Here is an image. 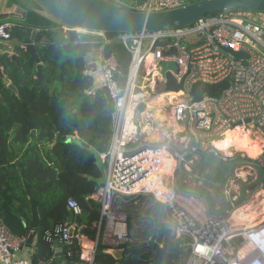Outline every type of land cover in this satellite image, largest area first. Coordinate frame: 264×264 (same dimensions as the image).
Returning <instances> with one entry per match:
<instances>
[{"label": "built area", "instance_id": "1", "mask_svg": "<svg viewBox=\"0 0 264 264\" xmlns=\"http://www.w3.org/2000/svg\"><path fill=\"white\" fill-rule=\"evenodd\" d=\"M183 4L180 0H146L137 11H167ZM263 19L264 14L223 13L184 29L114 37L72 30L79 38L91 36L96 63L88 66L85 73L93 78L94 85L99 75V86H93V90L103 88L112 104L108 147L99 154L106 179L89 197L99 204V220L93 224L95 239L81 232L71 237L73 224L56 230L65 248L76 249V264H95L98 244L118 248L131 240L126 216L116 206L118 200L140 197L163 207L173 223L174 241L189 247L184 264H264V220L252 227L233 229L225 217L214 219L210 215L201 196L184 193L178 186L182 171H200L197 150L214 149L221 155L215 144L232 135L247 141V146L258 144V162L264 170ZM13 27L9 20L0 21V42L11 41ZM63 32L66 34L67 29ZM114 42L121 44L130 58L123 86L115 79L114 55L109 53L104 58L108 53L105 47ZM225 48L243 52L247 58L235 60L225 53ZM162 63L174 64L165 80L161 76ZM168 82L178 89L167 90ZM224 82L227 88L220 97L204 95L192 101L189 96L194 85ZM68 138L78 140L76 136ZM237 143H230L227 148L234 151L223 157L246 158L247 152ZM234 175L246 184L257 177L254 170L247 177L241 170H235ZM234 182L233 178L224 187L229 203L238 198V194L228 192ZM248 196L259 197L258 202L264 203V181ZM66 206L75 217L81 215L75 200L68 199ZM242 215L237 213L238 220ZM27 238L15 236L0 220V264H31L22 255ZM236 238H241L246 248L240 256L225 251V246Z\"/></svg>", "mask_w": 264, "mask_h": 264}, {"label": "trees", "instance_id": "2", "mask_svg": "<svg viewBox=\"0 0 264 264\" xmlns=\"http://www.w3.org/2000/svg\"><path fill=\"white\" fill-rule=\"evenodd\" d=\"M95 1L131 10L108 0ZM125 1L135 6L146 2ZM31 14L42 25H33L27 19L19 25L38 30L36 53L44 80L37 85L36 65L29 62L30 56L20 46H15L18 63L0 55V69L5 77H0V220L15 236H27L32 199L37 206L39 225L34 231L36 242L30 262L52 264V245L58 240L56 230L64 224L70 225L75 218L66 206L68 199L75 200L80 207L82 233L90 240L95 239L93 224L99 220V204L89 197L100 186L86 179V176H100L94 158L86 149L62 140L76 136L98 154L106 152L112 104L103 88L93 90L94 80L85 73L88 65L83 51L88 45L81 43L78 35L73 43H68L61 27ZM9 21L17 24L12 19ZM11 35V40L20 39L13 31ZM105 51L114 55L115 79L123 86L130 60L128 54L117 42L106 46ZM55 83H60L61 88L50 94ZM226 88L225 82L213 86L197 84L189 96L192 101H199L204 95L220 97ZM166 89L178 87L168 82ZM58 137L60 141L56 142ZM116 209L126 216L132 230L131 240L118 247L124 250L119 264H184L189 247L174 241L163 224L168 216L161 205L140 197L118 200ZM143 215L147 218H142ZM102 248H98L94 263L115 264L110 254L101 253ZM64 251L70 264H76V249L70 247Z\"/></svg>", "mask_w": 264, "mask_h": 264}, {"label": "water", "instance_id": "3", "mask_svg": "<svg viewBox=\"0 0 264 264\" xmlns=\"http://www.w3.org/2000/svg\"><path fill=\"white\" fill-rule=\"evenodd\" d=\"M28 10L36 14L40 18L61 27L67 29L66 37L68 43H73L75 34L72 30H79L82 32L99 33L106 35L117 34H137L141 32L156 33L167 32L173 30H179L191 27L198 21L211 16L213 14L223 13H240V14H264V0H196L191 3H185L177 8L159 11V12H143L137 10H124L120 8H114L101 4L95 0H28ZM34 7V9L30 8ZM21 18V15L17 14H0V21ZM13 32L17 33L21 38V48L30 56L29 62L36 65V80L39 85L44 76L42 73V66L36 53V38L37 31L32 28L14 24ZM86 42V37L81 38ZM225 53L235 60H243L247 58V55L243 52H234L229 48L224 49ZM0 55H7L11 61L18 63V57L15 53V46L9 43L0 42ZM109 53L104 55V58H108ZM161 76L162 79H166V72L174 69L173 63H162ZM0 77L4 79L2 70L0 69ZM12 88L11 86H9ZM60 83H55L50 91L53 93L55 89L60 90ZM109 139V138H107ZM59 137L56 142H59ZM63 142H72L77 146L86 149L94 158V165L97 168L100 176L98 178H92L86 176V179L94 182L98 186H102L105 183V167L102 163L99 154L87 144L77 139L66 138ZM199 168H210L215 172L214 178H202L201 172H189L182 171L179 175L178 186L184 192L188 194H194L201 196L207 205L208 212L214 219H221L227 215L231 210L237 209L247 198V195L260 187L264 181V170L258 161L250 160L240 155H235L231 158H225L218 151L214 149L203 150L199 149L196 152ZM251 168L256 172V180L252 183H241L236 179L234 171L239 168ZM189 177L192 180L204 182L208 184L216 193L220 207L217 209L214 204L205 195H200L194 189L187 188L183 183V178ZM232 178L239 184L240 190L238 192V198L229 203L224 195V187L228 181ZM27 192V187H25ZM31 207V223L30 228L32 232L27 235V245L30 247L33 242V231L38 228L39 217L36 204L30 199ZM75 226L80 223V216L75 218ZM75 232V227L70 228V236L72 237ZM54 262L53 264H63L62 258L64 253L58 240L54 241ZM108 253L119 262L123 255L124 250L112 249ZM119 264V263H117Z\"/></svg>", "mask_w": 264, "mask_h": 264}, {"label": "crops", "instance_id": "4", "mask_svg": "<svg viewBox=\"0 0 264 264\" xmlns=\"http://www.w3.org/2000/svg\"><path fill=\"white\" fill-rule=\"evenodd\" d=\"M108 1L113 3V4H117V5H120L122 7L131 9V10H137L138 7L140 6V5L139 6L138 5L135 6V5H133L132 2H128V1H125V0H108ZM185 2H187V0H185L183 3H185ZM29 4L30 3H29L28 0H0V14H17V15H21V18L12 19L17 24H22L24 22V20L27 19L33 25H36V24L37 25H42V23L40 21H37L36 18L33 17V15L31 14L32 12L28 10ZM30 8L34 9V7H30ZM9 20H11V19H9ZM262 22H264V19L262 20ZM36 31H37V34H38V30H36ZM82 37H86V39H87L86 42L82 41V39H81V43H84L85 45H88V49L83 51V54H84V57L86 59L87 65L90 66L93 63H96V54H97L96 46L91 44V42H90V40L92 39L91 36L84 35V36H81V38ZM20 42H21V38L19 40L12 39L8 43L11 44L12 46H19L21 44ZM96 82L97 83L94 85L95 87H97V84L99 86V83H98L99 82V75L96 76ZM218 149L221 150V155L222 156H226L230 152L234 151L233 148H218ZM245 150L248 152L247 155L250 158H252V157L255 158L254 153H257L259 151V150H254L253 148H246ZM256 157H259V153L256 155ZM236 170H241V172L244 175V177H247L253 171V169H251V168H237ZM189 180H190L189 177H185V178H183V183H187ZM239 181L241 183H243V181H241V180H239ZM197 184L200 185L199 182H197ZM186 186H187V188H189L191 185L187 184ZM239 190H240L239 184L234 182L233 188L230 189L228 192L229 193L232 192L233 195L234 194L237 195ZM224 195H226V193H224ZM258 200H260L259 197H255L254 198V197L248 196L246 198L244 204L241 205L243 207H239L238 211H234L235 209H233L227 215H225L224 217L226 219H228L230 227H232L233 229H236V230L237 229H242V228H248V227H252V226L257 225L262 220H264V203H259ZM213 204H214V207L217 208V209L220 207V203H219L218 199H217V203H213ZM238 212H242V214H243L240 217L241 219L239 218V220L237 218V213ZM38 217H39V215H38ZM75 218H74V220L72 221V223L70 225H72V224L74 225L76 233L77 232H81L82 233L83 226L80 225V223H79L78 226H75V222H76ZM80 221H81V219H80ZM170 222H171V220L169 218H167V219H164L163 224L170 231V235H171V230L173 228V223L171 222V225H170ZM30 223H31V218H30ZM30 223H29V227H30ZM34 231H33V235H34ZM30 232H32L31 228H30ZM35 242H36V238L34 236L32 245L30 247L28 245H26V247L24 248V250L22 252L23 256L28 257L29 259L31 258V256L34 254ZM53 244H54V242H53ZM60 247L62 249L65 248L61 243H60ZM100 247H103L102 250H101V253H105V254H109L108 253L109 250L118 249V248H115V247H109V246L105 247V246H103L101 244H98L97 249L100 248ZM52 251H53V255H54L53 245H52ZM225 251L229 255L240 256L246 251V248L243 245L242 239L241 238H236L230 244H228V246L227 245L225 246ZM64 252L65 251L63 250V253ZM53 255H52V264L54 262ZM62 259H63L62 260L63 264H70V262L65 258V256ZM117 263H119V262L115 261V264H117ZM58 264H60V260L58 261Z\"/></svg>", "mask_w": 264, "mask_h": 264}, {"label": "rangeland", "instance_id": "5", "mask_svg": "<svg viewBox=\"0 0 264 264\" xmlns=\"http://www.w3.org/2000/svg\"><path fill=\"white\" fill-rule=\"evenodd\" d=\"M181 2H184L185 0H180ZM260 154V151H258L257 153H254V155H255V158H250V157H246V158H248V159H250V160H254V161H259V157H256V155L257 154ZM253 155V156H254ZM197 164H198V161H197ZM197 164L195 165V166H197ZM196 170H198V168L196 167ZM200 172L203 174V175H205V173H208L207 171H206V169L204 168V169H201L200 170ZM201 174V177H204L203 175ZM213 177H215V174H212L209 178L211 179V178H213ZM186 185L187 184H190L191 186H193V185H195V184H197V182L196 181H193L192 179H190L187 183H185ZM196 186H199V188L201 189V190H204L203 191V193H205V196L206 197H208L209 199H210V201L212 202V203H217V199H218V197H217V195H216V193H215V191L212 189V188H209V187H207L206 185L204 186H201V185H196ZM203 187V188H201V187ZM206 189V190H205ZM163 208V207H162ZM162 211H163V209H162ZM170 225H171V222H170ZM180 243H182V242H180Z\"/></svg>", "mask_w": 264, "mask_h": 264}, {"label": "bare ground", "instance_id": "6", "mask_svg": "<svg viewBox=\"0 0 264 264\" xmlns=\"http://www.w3.org/2000/svg\"><path fill=\"white\" fill-rule=\"evenodd\" d=\"M232 142H234V143L239 142V143H237V146L239 148H241L242 150L243 149L245 150L246 148H253L254 150H259L258 144H251V146H247L248 145L247 141H240L238 139H235V137H233V135H232V137H228L226 141H224L222 143H216L215 145L217 148H227L230 145V143H232ZM247 154H248V152H247Z\"/></svg>", "mask_w": 264, "mask_h": 264}, {"label": "flooded vegetation", "instance_id": "7", "mask_svg": "<svg viewBox=\"0 0 264 264\" xmlns=\"http://www.w3.org/2000/svg\"><path fill=\"white\" fill-rule=\"evenodd\" d=\"M81 38V37H80ZM206 169V171L208 172V173H205V175H203L202 173V175L204 176V177H202V178H209L212 174H215V172L212 170V169H210V168H205ZM200 174V175H201ZM214 178V177H213ZM193 181H195V180H193ZM196 182H199V181H196ZM200 183V185L201 186H207V187H209V188H211L208 184H206V183H204L203 181L202 182H199ZM198 185V184H197ZM186 186V185H185ZM200 186V187H201ZM187 187V186H186ZM189 188H191V189H194L197 193H199L200 195H205V193H203V191L204 190H201L200 188H199V186H196V184L195 185H193V186H190ZM201 188H203V187H201ZM206 190V189H205Z\"/></svg>", "mask_w": 264, "mask_h": 264}]
</instances>
